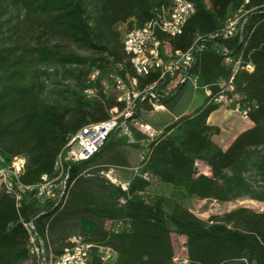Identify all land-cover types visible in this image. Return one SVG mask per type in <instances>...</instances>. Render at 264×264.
I'll use <instances>...</instances> for the list:
<instances>
[{"label":"trees","instance_id":"16d2710c","mask_svg":"<svg viewBox=\"0 0 264 264\" xmlns=\"http://www.w3.org/2000/svg\"><path fill=\"white\" fill-rule=\"evenodd\" d=\"M7 1L23 10L25 19L15 23L17 39L0 41V156L5 163L24 157L20 181L33 185L43 174L55 175V163L73 133L86 124L109 119L113 108L124 107L116 90H105V81L114 89V76L129 84L136 78L141 89L157 81L160 87L166 85L160 83V71L146 76L136 72L117 23L125 24L127 30L140 27L173 2ZM189 1L196 10L182 31L174 36L159 34L172 51H186L198 35L215 36L228 15L239 8L250 10L241 32L206 41L192 72L202 86L230 78L234 64L225 62L216 44L231 50L233 60L240 58L242 65L251 63L253 70L240 68L233 84L240 102L250 106L248 117L253 124L227 148L222 147L214 138L221 128L208 122L221 106L214 102L219 88L212 85V95L147 142L141 169L126 189L101 174L92 186L79 185L92 163L112 148L116 130L91 159L70 163L63 205L53 200L41 202L35 191H27L17 208L15 197L0 183V264L33 258L30 234L24 226L30 220H34L44 248L50 231L78 221L81 231L72 235L81 234L94 244L88 264H177L173 234L185 238L189 264H264V211L241 206L228 212L224 221L207 223L186 203L193 197L231 201L247 196L264 201V0ZM49 35L67 39L89 54L63 51L46 41ZM54 63L57 66L51 72ZM59 68L65 75L54 77ZM95 69L98 74L92 79ZM88 88H95V94L86 96ZM183 88L159 104L174 108ZM200 162L209 170H200ZM151 177L169 186L170 192L151 193ZM94 218L111 225H99ZM118 222L122 227L114 229ZM72 235L54 256L63 253ZM101 247L111 248L114 256L105 260ZM51 253L46 252L48 263Z\"/></svg>","mask_w":264,"mask_h":264},{"label":"built area","instance_id":"2783aa9c","mask_svg":"<svg viewBox=\"0 0 264 264\" xmlns=\"http://www.w3.org/2000/svg\"><path fill=\"white\" fill-rule=\"evenodd\" d=\"M169 9H162L156 16L145 22L140 27L123 31V47L128 54L131 63L140 76H146L150 72L160 71L159 86L155 82L145 88H137V79L134 78L131 84L127 83L120 76H114V86L117 93V100L123 104L120 110L113 108L117 113L109 119L89 123L73 133L59 154L55 163V175L43 174L39 182L33 185H25L20 181V174L25 165V158L14 157L11 162L0 165V183H4L8 192L15 197L17 208L27 191H35V196L41 201H55L56 205H63L67 199V179L69 176L70 163L82 162L91 159L103 147L110 134L120 128L124 135L132 138L129 121L134 119L138 110L146 102L153 106H160L162 99L168 98L178 91L179 88L191 83L195 88L204 87L206 95H212V85L219 88L214 96V102L226 105L235 112L248 118L250 106L240 102V95L235 92L233 79L240 68L253 70V65L241 64V59L233 60L231 50L216 44L219 54L225 56L226 63H233V74L230 78L219 79L214 84L202 86L198 75L192 72L198 54L207 47L206 41L216 36L229 38L243 30L249 17L248 9L239 8L228 15L224 25L215 36L205 37L198 35L193 44L186 50L172 51L159 37L160 33L177 35L183 29L186 21L195 13V5L189 0H172ZM248 2V0H246ZM125 25V24H123ZM98 70H93L91 78L94 79ZM89 95L95 94V88L86 89ZM145 155L141 157L143 160ZM5 162L4 158H2ZM124 189L127 185H122ZM125 199L122 198L121 202ZM24 226L30 234V252L39 264H48L43 239L39 236L34 220L24 221ZM122 222H118L113 228L119 229ZM69 244L62 254L51 256L50 264H88L91 257V250L94 244L85 239L81 234L72 235ZM102 257L108 260L112 257V249L101 247Z\"/></svg>","mask_w":264,"mask_h":264},{"label":"rangeland","instance_id":"374dc122","mask_svg":"<svg viewBox=\"0 0 264 264\" xmlns=\"http://www.w3.org/2000/svg\"><path fill=\"white\" fill-rule=\"evenodd\" d=\"M21 18L25 19V12L23 10H20L14 5H11L7 0H0V41L2 43L10 42L13 39H17V35L14 32V26L15 23H17L18 20H20ZM117 27L119 30H125L126 26L118 22ZM46 41L51 45H57L61 50L66 52H73L81 55L89 54V51L79 48L69 40L57 37L55 35H49L46 38ZM56 66V63L52 64L49 67V70L53 72ZM64 75L65 74H63V69L59 68L58 74L55 73L54 77L56 76L57 78H61ZM104 83L105 90L107 92H115L112 83H109V81H105ZM84 94L86 96H91L87 93L86 90L84 91ZM205 97L206 89L204 87L195 88L191 83H188L182 89L178 102L175 107L172 108L171 112L175 116L188 114L192 112L198 105H200ZM225 106L226 105H224L221 111L214 115L215 118L223 120V125H226L224 127L225 132H223L222 136L218 137L217 139V141L223 145L231 134L243 127V118H246L232 109H226ZM165 107L168 108L167 106ZM159 110H165V108L153 106L148 102L144 103L142 107L138 110L137 115L134 117V119L129 121V126L133 137L130 138L128 135H124L121 132L120 128H118L116 130V133L112 137L118 140V145L116 146V151L106 157L107 165L97 167L94 166V164L92 163L90 168H88V171H86V173L83 175L84 180H82L79 185L82 187L86 185L92 186L94 183L92 181H99V174H101L105 176V178L112 180L115 184L122 186V184H125L126 180L132 177L136 169L139 171L141 168V157L147 152L146 143L149 139L157 136V131H155L153 123L162 126L169 121V119L165 118ZM111 113L112 115L117 114L114 109L111 110ZM129 157L131 160V165H129V167H124V165L120 164L121 160H124L125 158ZM98 160H96V162ZM4 163L5 162L0 156V165H3ZM199 167L202 171L209 170V168L201 162L199 163ZM102 168L104 173L103 171L101 172ZM251 176H254V173H251ZM257 178L259 177L257 176ZM151 180V193L170 192V187L160 182L156 177H151ZM186 203L199 218L203 219L207 223H212L213 221H224L225 215L228 212L241 206H246L256 212L264 211V201H257L247 196L231 201H217L193 197L186 200ZM94 219L97 220L99 225H104L106 227L111 225L106 220L99 218ZM80 231L81 224L78 221L61 224L60 226L49 232L48 238L45 241L46 252H52L51 256H54V252L60 250L65 246V240L68 236ZM184 241L185 238L183 236L173 234V243L175 246L176 255L175 262L177 264H189L187 260V253ZM112 256H114L113 252ZM13 264L39 263L34 258H28L26 260ZM48 264H50V261Z\"/></svg>","mask_w":264,"mask_h":264},{"label":"crops","instance_id":"0c3cea01","mask_svg":"<svg viewBox=\"0 0 264 264\" xmlns=\"http://www.w3.org/2000/svg\"><path fill=\"white\" fill-rule=\"evenodd\" d=\"M185 87V86H184ZM157 107H162V108H165V110H159L160 111V113L165 117V118H168L169 119V121L166 123V124H164V125H162V126H160V125H157V124H155V123H153V125H154V129H155V131H157V136L159 135V134H161L162 133V131H163V128L166 126V125H168L170 122H172L174 119H176V118H178L179 116H181V115H173L172 114V109H169V108H166L165 107V105H160V106H157ZM223 107H224V105H221L220 107H219V109H217V110H215V111H213L212 113H211V115H210V117L208 118V122L210 123V124H213V125H216V126H219L220 128H221V134L220 135H216V136H214V138H215V140L217 141V139H218V137H220V136H222V134H223V132H225V124L223 125V120H220L219 118H215V116L214 115H216L219 111H221L222 109H223ZM226 107V109L228 108L229 110H230V108L228 107V106H225ZM154 111V110H153ZM183 115V114H182ZM253 124V122L249 119V117L248 118H243V127H241L240 129H238L237 131H235L233 134H231L228 138H227V140L224 142V145L223 144H221V143H219L218 141V143L222 146V147H224V148H227L229 145H230V143L233 141V139L241 132V131H243V130H245V129H247L248 127H250L251 125ZM156 137V136H155ZM152 139V138H151ZM112 140L114 141L113 143V146H112V148L111 149H109V150H106V151H104V152H102V154H101V157H100V159L97 161V162H95L94 163V166H97V167H102V166H106L107 164H106V157H108L109 155H111L112 153H114L115 151H116V146L118 145V140H116V139H114V138H112ZM150 140V139H149ZM148 140V141H149ZM147 144V143H146ZM131 160H130V157L129 158H125L124 160H121L120 161V164L121 165H124V167H129V165H131V162H130ZM140 167H141V165H140ZM141 169V168H140ZM103 170H101V172H102ZM140 171V170H139ZM137 169L134 171V174H136V173H138L139 172ZM103 173H104V171H103ZM133 174V175H134ZM106 175H107V173H106ZM132 175V176H133ZM112 181V180H111ZM129 181H130V178L128 179V180H126L125 181V184H122V185H128L129 184ZM113 182V181H112Z\"/></svg>","mask_w":264,"mask_h":264}]
</instances>
